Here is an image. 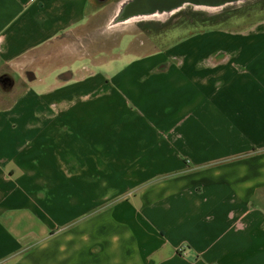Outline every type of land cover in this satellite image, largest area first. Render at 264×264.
<instances>
[{
    "label": "crops",
    "instance_id": "0c3cea01",
    "mask_svg": "<svg viewBox=\"0 0 264 264\" xmlns=\"http://www.w3.org/2000/svg\"><path fill=\"white\" fill-rule=\"evenodd\" d=\"M113 1L0 0V264H264V20L123 46L125 81H164L181 114L141 162L92 132L96 93L37 66Z\"/></svg>",
    "mask_w": 264,
    "mask_h": 264
},
{
    "label": "rangeland",
    "instance_id": "374dc122",
    "mask_svg": "<svg viewBox=\"0 0 264 264\" xmlns=\"http://www.w3.org/2000/svg\"><path fill=\"white\" fill-rule=\"evenodd\" d=\"M107 9L108 7L106 11ZM229 18L231 20L221 25H214L197 16L179 14L158 31L153 27L145 30L136 28L128 32L106 35L102 34L104 13L102 16L92 17L88 26L73 35L67 42L54 43L44 49L42 63L37 65L40 61L38 59L36 65L43 66V76L50 72L49 77L46 76V84L59 83L60 76L64 72H70L73 76L70 84L80 83L86 86L78 89V94L96 93L98 96L89 99L90 101L85 104L89 112L93 115L97 114L95 120H101L96 123L94 129L92 128V132H100L108 141L111 138L118 139L120 134H128L131 137H126L129 138L127 140L136 141L139 150L136 154L142 160L141 162H144L147 159L148 144L154 141L153 134H156V140H159L157 133H164L176 127L181 114L175 106L171 114L162 113L164 100L167 98L164 94H168L169 90L164 81L151 77L148 72L147 84H143L144 81L138 79L133 81L134 84L139 82L140 86H145L140 87L145 91L136 95L138 86L126 82L128 78L123 77L125 68L135 60L134 55L123 52V46L131 42L135 36L149 41L150 48L169 49L177 46L183 39L200 32L214 31L232 35L243 33L246 31L244 28H247L249 24L264 20V2L233 13ZM137 39L136 42L139 41ZM230 46L225 45V47ZM36 65L30 69H35ZM16 76L18 79V75ZM171 96L176 98L175 94ZM77 124L74 122L75 129L84 126L78 124L76 127ZM138 130L146 131L138 133ZM85 137V133L81 132V139ZM175 153V151L172 152V156ZM133 159L134 157H131L130 160Z\"/></svg>",
    "mask_w": 264,
    "mask_h": 264
},
{
    "label": "water",
    "instance_id": "95a60500",
    "mask_svg": "<svg viewBox=\"0 0 264 264\" xmlns=\"http://www.w3.org/2000/svg\"><path fill=\"white\" fill-rule=\"evenodd\" d=\"M261 0H116L105 12L102 34L128 32L142 26L164 27L179 14L216 17ZM71 78V77H66Z\"/></svg>",
    "mask_w": 264,
    "mask_h": 264
},
{
    "label": "trees",
    "instance_id": "16d2710c",
    "mask_svg": "<svg viewBox=\"0 0 264 264\" xmlns=\"http://www.w3.org/2000/svg\"><path fill=\"white\" fill-rule=\"evenodd\" d=\"M263 2H264V0H261L260 2H258V3H256V4L246 6V7H244V8L238 9V10L228 11V12H225V13L219 15V16H216V17H208V16H206V15L198 14V13H193V12L182 13L181 15H193V16H197V17L202 18V19H203L204 21H206V22H212V23H214V25H221V24H223L224 22L231 20V19L229 18V16H230L231 14L236 13V12H240V11H242V10H246L247 8L253 7V6H255V5H257V4H261V3H263ZM152 27L155 28V29H157V31L160 30V29L162 28V27H158V26H142V27H140V28L145 30V29H147V28H152ZM164 27H165V26H164Z\"/></svg>",
    "mask_w": 264,
    "mask_h": 264
},
{
    "label": "flooded vegetation",
    "instance_id": "af4514ba",
    "mask_svg": "<svg viewBox=\"0 0 264 264\" xmlns=\"http://www.w3.org/2000/svg\"><path fill=\"white\" fill-rule=\"evenodd\" d=\"M27 76H28V79H32V78H35V76H34V73H33V71H31V70H29V71H27ZM63 77H72L73 78V76H72V74L70 73V72H66V73H64V75H63ZM1 81H3V79H1L0 80V82ZM4 82V81H3ZM2 82V83H3ZM4 83H11V81L9 80V81H5ZM6 85V84H5Z\"/></svg>",
    "mask_w": 264,
    "mask_h": 264
}]
</instances>
